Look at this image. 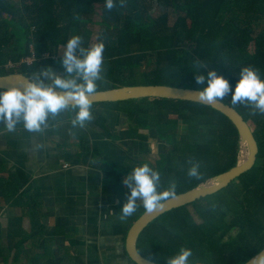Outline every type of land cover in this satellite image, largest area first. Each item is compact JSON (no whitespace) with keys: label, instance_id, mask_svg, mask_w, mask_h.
<instances>
[{"label":"trees","instance_id":"1","mask_svg":"<svg viewBox=\"0 0 264 264\" xmlns=\"http://www.w3.org/2000/svg\"><path fill=\"white\" fill-rule=\"evenodd\" d=\"M17 1L0 0V65L18 63L32 55L36 61L12 74L30 78L45 67L62 73L60 47L74 35L82 37L84 47H90L91 33L86 29L90 25L97 28L96 42L99 38L105 45L104 79L98 81V92L133 86L199 90L202 86L196 84L195 75H206L209 70L234 87L241 69L248 66L258 70L264 80V0H125L123 7L115 0L111 11L105 9V0ZM197 61L206 67H196ZM144 101L160 108L156 114H145L159 127L160 143L167 145L169 140L176 156L185 153L184 158H175L159 171V190L174 182L177 195L183 194L236 165L238 138L234 127L224 116L200 104L145 99L92 105V113H110V120L127 123L128 130L118 139L130 137L133 141L136 133L147 127L126 112ZM220 102L233 108L252 128L258 146L255 165L211 196L214 208L207 197L147 226L136 248L154 264H167L182 247L191 249L189 262L194 264L209 260L244 264L264 249V115H252L250 108L232 105L230 96ZM179 127L186 134L176 141L174 131ZM0 129L6 128L0 125ZM140 139L146 140L135 136V141ZM170 156H163L164 161ZM192 163L199 164L202 180L187 175ZM156 165L152 168L159 170L160 164ZM173 168L176 170L171 174ZM143 213L140 207L135 218Z\"/></svg>","mask_w":264,"mask_h":264},{"label":"crops","instance_id":"2","mask_svg":"<svg viewBox=\"0 0 264 264\" xmlns=\"http://www.w3.org/2000/svg\"><path fill=\"white\" fill-rule=\"evenodd\" d=\"M73 116L50 119L43 133L0 131V264H131L124 238L136 213L119 219L130 190L115 170L144 164L156 141L146 130L136 133L146 140L118 139L128 126L110 113L97 112L83 129Z\"/></svg>","mask_w":264,"mask_h":264},{"label":"clouds","instance_id":"3","mask_svg":"<svg viewBox=\"0 0 264 264\" xmlns=\"http://www.w3.org/2000/svg\"><path fill=\"white\" fill-rule=\"evenodd\" d=\"M124 3L125 0H120L121 7ZM115 7V0H105L107 11ZM104 48L99 38L98 42L86 48L81 36H72L63 47L62 73L45 67L33 73L31 78H21L16 86L0 90V125L10 133L16 131L18 124H22L23 129L30 133H43L50 119L73 111L71 125L81 129L86 127L93 119L92 104L93 98L99 94L98 81L104 79ZM195 65L198 68L206 67L199 61ZM195 82L202 87L190 96L203 104L213 105L230 96L232 105L248 107L252 115H264V80L258 70L251 66L241 69L234 87L215 70L207 71L206 75H195ZM199 167L198 163H192L187 175L202 180ZM123 184L130 190V195L120 209L121 221L137 212V201L142 202L145 213L153 214L163 211L170 201L177 198L174 182L167 189L159 190L161 174L148 163L133 168L124 178ZM192 255L191 249L182 247L167 260V264H189Z\"/></svg>","mask_w":264,"mask_h":264},{"label":"water","instance_id":"4","mask_svg":"<svg viewBox=\"0 0 264 264\" xmlns=\"http://www.w3.org/2000/svg\"><path fill=\"white\" fill-rule=\"evenodd\" d=\"M21 78L28 79L29 77L22 74L0 76V90H6L9 87L16 86L20 82ZM194 91L197 90L167 86H133L119 87L113 90L99 92V94L93 98L92 105L125 103L145 99L170 100L200 104L224 116L232 124L237 133L238 153L236 165L232 169L204 181L186 193L177 195V198L170 201L166 208L159 213L147 214L144 212L132 224L124 240L125 253L131 264H154L141 257L136 248L137 241L141 233L152 222L173 210L189 206L195 202L221 192L241 175L249 172L255 165L258 155V146L249 123L244 122L243 118L233 108L223 104L222 102L207 105L195 100L190 96V94ZM262 261H264V249L244 264H262Z\"/></svg>","mask_w":264,"mask_h":264},{"label":"rangeland","instance_id":"5","mask_svg":"<svg viewBox=\"0 0 264 264\" xmlns=\"http://www.w3.org/2000/svg\"><path fill=\"white\" fill-rule=\"evenodd\" d=\"M14 2L17 3L18 1L17 0H14ZM27 4H30V2L27 1ZM95 20L96 19H94L93 21H95ZM86 29H87L88 32L91 33V36H90V44L93 45L96 42L97 28L96 27H93V26H90V25H87L86 26ZM260 31L261 30H258V32H260ZM62 54H63V47H60V49H59V57H62ZM54 60H56V59L54 58ZM9 74H12V73H9ZM144 102L145 103H142L141 102L142 104L141 103H136V106H131L130 108H132V110H129L128 109V111L126 113H131V118L137 116V119L140 120L141 122H143V125H145V127H147V129H146L145 132L146 133L148 132V136H151V139L153 141H156V145L151 147V149L155 152V154L153 156H149V157H147V155H143L142 157L139 156V157H141L140 158V160H142L141 162H144L145 161V163H146L149 160V164L152 165V166H155V162L152 159L158 160V163L160 164L159 166H158V163L156 165V166H158L157 167L159 169L158 171H162L163 172V166L165 164H167V163H171V164L174 163L175 158L177 159L178 157L184 158L185 157V153L184 152H180L176 156V153L173 151L172 145H170V141L169 140H167V145H164L163 143H160V141L158 140V138H156L157 133H158L157 130L159 131V129H158L159 127L155 124V122H151L150 121V118L147 119V117L145 116V114L149 115V113L156 114L159 111L160 108L155 107V106H152L153 105V102L152 101H144ZM119 106H122V105H119ZM133 107H137V108L134 109ZM154 108H156V109L153 111ZM163 108H164V106H163ZM147 109L149 110V112L148 111L145 112ZM124 118L125 117H123V119ZM124 125H125V127L128 126L127 123H125ZM0 130H2V129H0ZM115 133H117V132H115ZM154 133L156 134V136H155ZM185 134H186L185 130L184 129H181L179 127V128H176L175 129L174 136L173 137L174 138H178V139H176V141H179L180 140V137L181 136H184ZM76 142H74L73 144L76 145ZM63 147H65V146H63ZM169 153H171V156L170 157H167V159L165 158V161H164V159H163L164 157L163 156H165V155H167ZM110 163H111V160H110ZM113 163H114V167L116 168L117 167V163L114 162V161H113ZM134 165H136V163H134V162H130L129 163L128 161H126L123 165H121V168H123L124 171L118 169L119 167H117L116 170H115V174L116 175L121 174L122 176L126 177L132 171ZM135 167H137V166H134V168ZM174 170H176V168H173V170H171V172H172L171 174L174 173ZM4 178H6V177H4ZM206 201L209 202V203L216 204V202H214L215 201V198L214 197L208 198V199H206ZM143 211H144V209H143ZM135 219L136 218H132V220L130 222H128V223L129 224L132 223ZM129 224H127V227H125L127 230H128V228L130 226ZM194 263H196V262H189V264H194ZM204 264H218V263L215 260H209L206 263L204 262Z\"/></svg>","mask_w":264,"mask_h":264},{"label":"built area","instance_id":"6","mask_svg":"<svg viewBox=\"0 0 264 264\" xmlns=\"http://www.w3.org/2000/svg\"><path fill=\"white\" fill-rule=\"evenodd\" d=\"M36 59L35 57L32 55L29 58H26L25 60H21L18 63H11V62H7L4 65H0V74H6V73H10V72H14L15 70H19L22 66H30L33 62H35Z\"/></svg>","mask_w":264,"mask_h":264}]
</instances>
